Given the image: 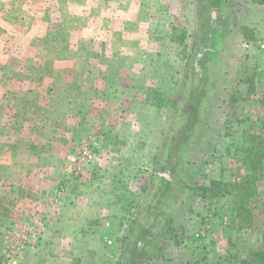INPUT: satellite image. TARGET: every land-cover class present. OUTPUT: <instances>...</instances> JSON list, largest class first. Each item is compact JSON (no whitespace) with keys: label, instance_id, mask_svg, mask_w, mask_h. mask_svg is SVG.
I'll return each mask as SVG.
<instances>
[{"label":"rangeland","instance_id":"374dc122","mask_svg":"<svg viewBox=\"0 0 264 264\" xmlns=\"http://www.w3.org/2000/svg\"><path fill=\"white\" fill-rule=\"evenodd\" d=\"M222 13L209 39L200 0H0V264H123L143 229L144 264H233L261 246L239 192L209 187L247 178L264 141V4Z\"/></svg>","mask_w":264,"mask_h":264},{"label":"trees","instance_id":"16d2710c","mask_svg":"<svg viewBox=\"0 0 264 264\" xmlns=\"http://www.w3.org/2000/svg\"><path fill=\"white\" fill-rule=\"evenodd\" d=\"M201 3L207 5L211 15L208 24V37L209 39L214 38L215 34L226 25L227 20L224 18L222 13V7L225 0H200ZM260 4H264V0H254ZM210 49H205L196 55V66H200L205 60L204 55ZM201 85L194 90L187 102L185 103L183 110L188 114L193 112L197 106L198 99L201 96V90L203 89L204 80L202 77ZM192 123L187 124L184 129L177 136L172 145V153L175 155V148L177 144L185 138L186 135L191 131ZM262 133H264V124L262 127ZM263 135V134H262ZM261 134L257 135L254 143L256 144L249 150L248 156V169L249 176L242 180L241 182L227 183L222 181H212L210 182V190L224 192L226 194H233L239 192V204H238V215L242 218L245 223L246 228H264V215L257 214L251 200L253 197L258 195L257 182L262 178L261 172L264 171V141ZM202 190V197L205 196L208 188L200 187L196 190ZM159 198V194L157 195ZM160 225V221L158 222ZM154 233L152 230L143 229L139 239L137 240L134 248L132 249L129 258L126 263L123 264H144L143 258L146 257V248L149 247L151 241L154 239ZM141 258V259H140ZM233 264H264V232L262 234V244L261 246L252 251L249 256L245 259H236Z\"/></svg>","mask_w":264,"mask_h":264}]
</instances>
